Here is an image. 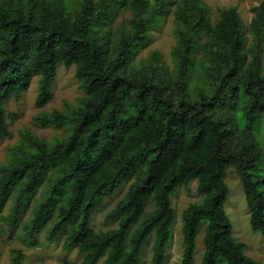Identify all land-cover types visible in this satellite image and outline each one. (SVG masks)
<instances>
[{"label":"trees","instance_id":"1","mask_svg":"<svg viewBox=\"0 0 264 264\" xmlns=\"http://www.w3.org/2000/svg\"><path fill=\"white\" fill-rule=\"evenodd\" d=\"M254 12L246 30L235 8L213 22L199 0H0V144L10 136L5 105L35 79L39 109L52 102L61 65L75 66L84 94L34 118L63 132L46 139L26 128L9 147L0 163L4 234L29 248L45 234L77 250L81 264H166L171 198L197 181L202 200L182 214L180 264L195 263L202 229L200 264H262L225 209L234 173L264 237V0ZM171 14L172 67L159 51L141 56ZM125 185L107 213L117 226L97 232L94 214ZM12 256L25 264L23 249Z\"/></svg>","mask_w":264,"mask_h":264},{"label":"rangeland","instance_id":"2","mask_svg":"<svg viewBox=\"0 0 264 264\" xmlns=\"http://www.w3.org/2000/svg\"><path fill=\"white\" fill-rule=\"evenodd\" d=\"M202 6L210 11L213 22L220 18V11L225 8H235L243 22L246 30L250 29L251 23L255 18L254 9L261 4L262 0H199ZM128 18L126 13L119 16L116 23H120L123 18ZM174 16L171 14L166 19L161 20L159 27L154 31V39L151 45L142 52V58H147L152 51H159L165 63L172 67L171 52L176 45L174 36ZM250 32L247 31L248 38L251 39ZM76 79L75 66H59L56 80L53 85V100L44 108H37L35 103L38 97V84L35 79L29 90L24 93L19 102L10 101L5 105L8 115V124L10 136L0 144V163L6 160L9 153V147L14 145L19 139L20 134L26 128L31 129L38 137L52 139L55 135L63 132L60 129H40L34 126V118L44 112L65 109V104L75 103L78 98L84 94L79 87ZM16 117L13 122L12 118ZM226 183L230 190L229 200L225 209L230 219L234 236L239 242L245 244V252L248 256L264 264V237L253 231L250 225V213L246 203L245 194L240 179L234 173L227 174ZM128 185L119 189L113 196L107 198L102 207L94 214L92 225L97 232L107 231L117 226L116 223L107 219V213L113 209L118 201L123 198L128 190ZM172 206L177 215V223L173 229V242L169 248V256L166 264H180L183 253L182 236V214L194 202L202 200L198 192L197 181L189 186L181 188L171 198ZM10 212V204L6 208L4 215ZM30 214V213H29ZM28 214V216H29ZM6 226L0 218V264H10L12 261V252L17 249H23L26 254L25 264H81L82 255L76 250L67 252L62 243L48 242L45 234L39 237V245L29 248L23 245L22 241L16 237H10L4 234L2 227ZM204 229L197 239L196 259L194 264H200L204 253ZM68 262V263H67Z\"/></svg>","mask_w":264,"mask_h":264}]
</instances>
